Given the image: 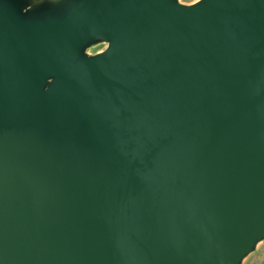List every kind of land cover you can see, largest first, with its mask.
<instances>
[{
    "label": "water",
    "instance_id": "95a60500",
    "mask_svg": "<svg viewBox=\"0 0 264 264\" xmlns=\"http://www.w3.org/2000/svg\"><path fill=\"white\" fill-rule=\"evenodd\" d=\"M262 239L264 0H0V264Z\"/></svg>",
    "mask_w": 264,
    "mask_h": 264
},
{
    "label": "rangeland",
    "instance_id": "374dc122",
    "mask_svg": "<svg viewBox=\"0 0 264 264\" xmlns=\"http://www.w3.org/2000/svg\"><path fill=\"white\" fill-rule=\"evenodd\" d=\"M183 3H192L196 0H179ZM106 47L105 43H98L90 48L88 52L95 53L97 51L103 50ZM242 264H264V239L259 241L255 246L254 250L250 252L242 261Z\"/></svg>",
    "mask_w": 264,
    "mask_h": 264
}]
</instances>
